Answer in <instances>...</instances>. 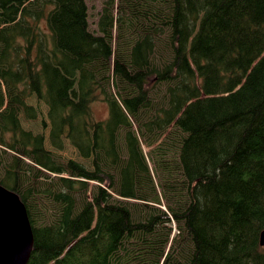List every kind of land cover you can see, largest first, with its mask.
<instances>
[{"label": "trees", "instance_id": "16d2710c", "mask_svg": "<svg viewBox=\"0 0 264 264\" xmlns=\"http://www.w3.org/2000/svg\"><path fill=\"white\" fill-rule=\"evenodd\" d=\"M109 4L92 30L86 0H0V184L27 209L28 264H137L131 241L141 264H264V0Z\"/></svg>", "mask_w": 264, "mask_h": 264}, {"label": "rangeland", "instance_id": "374dc122", "mask_svg": "<svg viewBox=\"0 0 264 264\" xmlns=\"http://www.w3.org/2000/svg\"><path fill=\"white\" fill-rule=\"evenodd\" d=\"M86 2L90 8L91 29L97 30V23L99 20L100 13L104 7L110 6V4H109L110 0H86ZM118 4L120 7L121 0H115L114 11H116V8H118ZM195 68H196V66L193 65L192 69H195ZM62 80L64 81L63 78H62ZM59 99L61 101L67 102V103H74L76 101L77 96H75V92L73 89V83H70L68 85L65 84V86H63L61 84V81H59ZM28 102H29V104L36 105V99L34 97L30 98ZM41 107H42V110H44V112H45L44 115L46 116L47 107L44 105H42ZM92 110H93V115H94L95 119H98V120L107 119L108 108H107L106 104L95 103L92 105ZM21 118H22L21 123H22V126L24 129L31 130L34 134H41L44 132L40 117L36 121L27 120L24 117H21ZM46 132L47 131H45V133ZM46 146L48 149L52 150V148L49 146V144L46 143ZM0 150H3V148L0 147ZM7 152L11 153L9 151H7ZM58 153L63 156V158L61 157L63 160L65 158V159H76L77 161H83L81 158H79L75 149L69 143L67 144V147L64 151L58 152ZM1 160H2V158H1V153H0V163H1ZM89 184H90V190L87 193L88 198L90 197L91 188L93 189V186L96 185V183L90 182ZM83 197H84V193H81L80 200ZM87 201H88V199H87ZM47 206H48V204L45 202L44 198L40 194H36L34 215L38 218V226L51 224L54 214L56 215V213L52 210L46 211ZM95 247H96V245H95ZM128 247L130 249L131 254L135 253L134 256L135 257L138 256V259L135 260V262L137 264H141L139 261L144 260L145 257L142 256L139 252L140 251L139 250L140 244H137V243L131 241L130 245ZM177 250L178 251H177L176 256L180 257V255L183 251L181 252V249H179V248ZM69 252H72V249L65 250L63 255L60 256L59 258L49 259V260L45 261V263L46 264H57L58 261H62L63 264H76V263H78V264H96V251H94L92 248H89V249L79 248L78 252L75 253V254H77V260L73 259L69 255ZM65 260L68 262H65Z\"/></svg>", "mask_w": 264, "mask_h": 264}, {"label": "water", "instance_id": "95a60500", "mask_svg": "<svg viewBox=\"0 0 264 264\" xmlns=\"http://www.w3.org/2000/svg\"><path fill=\"white\" fill-rule=\"evenodd\" d=\"M0 202V264H27L33 250L34 237L25 205L17 195L1 186ZM261 242L264 245V233Z\"/></svg>", "mask_w": 264, "mask_h": 264}, {"label": "bare ground", "instance_id": "6f19581e", "mask_svg": "<svg viewBox=\"0 0 264 264\" xmlns=\"http://www.w3.org/2000/svg\"><path fill=\"white\" fill-rule=\"evenodd\" d=\"M0 186L2 187V188H4L5 190H7V191H9L10 193H13V194H15V195H17L15 192H13V191H11V190H8V189H6L5 187H3L1 184H0ZM18 196V195H17ZM19 197V196H18ZM20 198V197H19ZM21 200V199H20ZM21 202H22V200H21ZM1 203V202H0ZM8 203V202H7ZM12 203V202H11ZM23 203V202H22ZM24 204V203H23ZM6 207H8V206H6ZM26 208V207H25ZM27 210V209H26ZM0 213H1V211H0ZM28 214V213H27ZM3 215V214H2ZM4 215H5V213H4ZM2 216H0V218H1ZM29 218V217H28ZM18 221V220H17ZM30 221V220H29ZM19 222V221H18ZM1 223V222H0ZM2 224V223H1ZM31 224V223H30ZM13 225V224H12ZM23 225V224H22ZM32 227V226H31ZM3 230V229H2ZM1 230V231H2ZM13 230V229H12ZM11 230V231H12ZM21 232V231H20ZM32 232H33V230H32ZM7 233H9V232H7ZM19 233V232H18ZM23 233V232H22ZM264 233V232H263ZM262 233V234H263ZM12 234V233H11ZM21 235V234H20ZM4 236H6V235H4ZM23 236V235H22ZM33 237H34V234H33ZM14 238V237H13ZM262 238V237H261ZM7 240V239H6ZM16 240V239H15ZM12 242V241H11ZM16 242V241H15ZM10 244V243H9ZM261 246H264V245H262V242H261ZM33 248H34V246H33ZM11 249V248H10ZM9 249V250H10ZM1 250V249H0ZM3 252H6V251H3ZM32 252H33V250H32ZM31 255H32V253H31ZM31 258V257H30ZM2 259V258H1ZM30 261V260H29ZM29 263V262H28ZM27 263V264H28Z\"/></svg>", "mask_w": 264, "mask_h": 264}]
</instances>
